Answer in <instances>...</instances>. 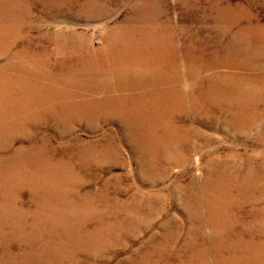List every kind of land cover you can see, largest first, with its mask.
I'll use <instances>...</instances> for the list:
<instances>
[{
  "label": "rangeland",
  "instance_id": "obj_1",
  "mask_svg": "<svg viewBox=\"0 0 264 264\" xmlns=\"http://www.w3.org/2000/svg\"><path fill=\"white\" fill-rule=\"evenodd\" d=\"M0 264H264V0H0Z\"/></svg>",
  "mask_w": 264,
  "mask_h": 264
}]
</instances>
